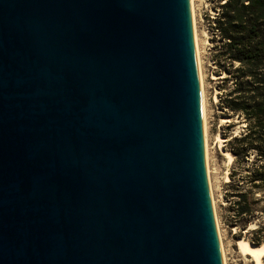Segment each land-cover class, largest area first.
Returning a JSON list of instances; mask_svg holds the SVG:
<instances>
[{
    "label": "water",
    "instance_id": "1",
    "mask_svg": "<svg viewBox=\"0 0 264 264\" xmlns=\"http://www.w3.org/2000/svg\"><path fill=\"white\" fill-rule=\"evenodd\" d=\"M0 264H222L189 0H0Z\"/></svg>",
    "mask_w": 264,
    "mask_h": 264
},
{
    "label": "trees",
    "instance_id": "2",
    "mask_svg": "<svg viewBox=\"0 0 264 264\" xmlns=\"http://www.w3.org/2000/svg\"><path fill=\"white\" fill-rule=\"evenodd\" d=\"M218 8L212 27L224 72L218 104L223 114L244 122L243 132L227 143L243 172L238 178L230 174V179L246 187L235 193L237 212L250 215L248 194L264 190V0H219ZM263 231L257 227L252 233Z\"/></svg>",
    "mask_w": 264,
    "mask_h": 264
},
{
    "label": "rangeland",
    "instance_id": "3",
    "mask_svg": "<svg viewBox=\"0 0 264 264\" xmlns=\"http://www.w3.org/2000/svg\"><path fill=\"white\" fill-rule=\"evenodd\" d=\"M193 6L205 98L208 143L206 166L225 263L255 264L251 257L240 253L237 241L239 238H246L248 241H259L258 244L264 242V231L260 234L252 233L253 229L264 227V190H253L252 194H248L250 215L237 212L235 193L246 191V187L230 179V174H235V178H238L242 171L240 163L234 162V157L229 153L227 142L243 132L244 122L237 116L223 114L218 104L220 79L224 72L218 64V41L212 27L218 15L219 0H193ZM222 119L226 121L223 122ZM217 136L221 138V142L217 140ZM223 151L230 154V159ZM251 224L254 226L252 229L249 228Z\"/></svg>",
    "mask_w": 264,
    "mask_h": 264
},
{
    "label": "bare ground",
    "instance_id": "4",
    "mask_svg": "<svg viewBox=\"0 0 264 264\" xmlns=\"http://www.w3.org/2000/svg\"><path fill=\"white\" fill-rule=\"evenodd\" d=\"M190 3V12H191V22H192V31H193V41H194V51H195V57H196V65H197V72H198V82H199V90H200V106H201V119H202V129H203V138H204V148H205V159L207 161V123H206V114H205V98H204V90H203V77H202V71H201V64H200V58H199V45H198V38H197V31L195 26V17H194V6H193V0H189ZM222 121H226L225 119H222ZM217 140L221 142V138L217 136ZM224 152V151H223ZM224 155L230 159V154L228 152H224ZM207 169V180H208V167ZM210 182L208 181V190L210 195V201L212 206V212L216 227V233L221 253V259L222 264L225 263V255L223 251L222 246V240L220 231L218 228V222H217V216L215 212L214 207V200L212 198V195L210 193L209 188ZM249 228H254V226L251 224ZM237 245L239 248V251L244 256L251 257L252 261H254L255 264H264V242L261 244H252L250 241H248L246 238H239L237 241Z\"/></svg>",
    "mask_w": 264,
    "mask_h": 264
}]
</instances>
